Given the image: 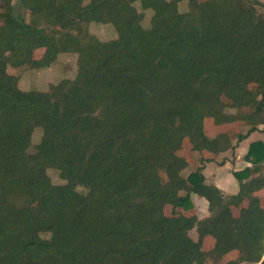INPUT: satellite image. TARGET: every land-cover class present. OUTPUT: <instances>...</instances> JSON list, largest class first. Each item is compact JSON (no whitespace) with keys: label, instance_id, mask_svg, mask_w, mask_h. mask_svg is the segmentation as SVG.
Instances as JSON below:
<instances>
[{"label":"trees","instance_id":"1","mask_svg":"<svg viewBox=\"0 0 264 264\" xmlns=\"http://www.w3.org/2000/svg\"><path fill=\"white\" fill-rule=\"evenodd\" d=\"M0 3V20L11 19L0 25V264H202L208 229L227 217L234 233H216L213 254L243 246L226 264H264V143L249 145L230 196L203 174L212 158L174 155L219 156L264 134L259 0H15L26 18ZM12 52V66L37 70L73 54L75 77L24 91L6 78ZM174 115L191 117L189 133L172 129ZM206 120L247 129L209 138ZM191 195L208 217L164 215L192 210Z\"/></svg>","mask_w":264,"mask_h":264},{"label":"rangeland","instance_id":"2","mask_svg":"<svg viewBox=\"0 0 264 264\" xmlns=\"http://www.w3.org/2000/svg\"><path fill=\"white\" fill-rule=\"evenodd\" d=\"M197 2H203L206 0H196ZM263 4V8H260V14L264 18V0H259ZM13 5V14L16 16L17 14H21L23 17H27V13L22 11L20 9V6L15 3V0H12ZM1 3H0V10H1ZM179 11L186 12L188 10L187 8V2H182L178 6ZM151 14L145 13L144 18V25L147 26L148 22L150 20ZM11 19L10 17L6 16L5 18L0 20V25L10 23ZM115 33V30L112 26H101L93 24V26L90 28L89 32L99 39L103 41L111 40L114 37L113 32ZM43 54V50H37L35 51L33 55V59H39L41 58ZM15 55V52L8 53L5 55V61L7 62V70H6V78L11 84H17L18 87L24 91H30V90H39L43 91L46 90L47 87L52 83H58L63 79H72L75 77L77 66H76V57L73 54H63L59 56V58L56 60V62L47 69H41L37 70L32 68L33 64L29 63L26 64L23 67L17 68L12 66L9 63V60ZM256 87V84L253 83L249 86L251 90H254ZM170 125L173 130L175 131H185L190 132L191 128V117H186L184 120L179 115H174L171 117ZM247 128L245 126L236 124L234 127L229 128L226 126H214L211 124L209 120H206L205 125V134L209 138L215 137L217 134L228 132L230 136L233 138V140H236V135L239 131H245ZM38 139V135L34 137L33 143ZM34 145V144H33ZM174 155L182 156L185 158H189L193 161H197L200 157H210L212 158V162L216 164L213 166V164L209 165V171H207L209 177H213V174L223 177L222 179L227 180L229 178V175L233 173V170L237 169V166L234 165V160L236 159V153L234 154L233 151L221 154L219 156H211L210 154L206 153H195L191 152L188 149L182 150ZM172 154H169V159H172L174 156ZM220 163V166H219ZM216 167H222V170L217 171ZM194 167H191L190 169H185L182 172V175L184 177H187L190 172L193 170ZM216 171V172H215ZM50 179L54 184H60L57 174L53 171H50L49 173ZM165 175L163 173L160 174V178L156 181L157 183H163L165 182ZM220 180V179H219ZM229 180V179H228ZM228 180L225 181V186L229 188L230 183H228ZM230 180L233 182V184L236 185L235 179L230 176ZM224 186V187H225ZM225 187V188H226ZM225 194L228 193L227 190H224ZM258 194L261 195L259 192ZM263 194V193H262ZM259 196V195H258ZM191 200L194 203V208L190 211H183L181 209H173L172 207H165L163 213L166 216H170L172 213L175 212H181L184 213L187 217L195 216L197 219L202 220L209 216L208 212V205H202V201L205 200L202 198L197 197L196 195H191ZM200 202V203H199ZM262 206L264 207V198L261 200ZM235 214V212H234ZM223 228V230H222ZM221 229V230H220ZM228 230V232H225ZM219 231V232H218ZM225 234L230 235L234 233L231 218H223L218 222V227L216 229V232L212 231V227L208 229V234L205 237L203 241V247H202V253L200 256L202 264H226V261L230 259H235L238 255H243L247 252L248 249H245L243 246L240 250L231 252L228 255L221 256V258H217L213 252L212 247L214 243V238L217 234ZM189 236L192 240L197 241L198 236L196 233V230L193 229L189 232ZM251 251V250H250ZM243 264H249V263H243Z\"/></svg>","mask_w":264,"mask_h":264},{"label":"crops","instance_id":"3","mask_svg":"<svg viewBox=\"0 0 264 264\" xmlns=\"http://www.w3.org/2000/svg\"><path fill=\"white\" fill-rule=\"evenodd\" d=\"M255 141H261V142L264 143V134H262L260 132H255V133L251 134L246 140L242 141L240 144L237 145V147L235 149V152H234V154L235 153L237 154L236 155V159L234 160V165L237 166V169L236 170H233V172H235V171H241V170H243L246 167H250V164H248L247 162H245L243 158H244V156H245V154H246V152L248 150L249 145L252 142H255ZM210 164H213V166L216 165V164L211 163V162L210 163H207L205 165V169L203 171V174H204L206 180L209 183H212L213 185H215L216 187H218L222 191L223 195H225V196H230V195L236 194L237 191H238V185H237V183H236V185L233 184V182L230 180V176H232V175L230 174L229 175V178H228L229 180L227 179L228 180V183H230L229 188H228V187L225 186V181H227V180L224 181V179H222L223 177L220 178V176H217L216 174L215 175L213 174V177H209L208 176L207 171H209V169H210L209 168V165ZM219 166H220V163H219ZM216 170L217 171H220V170H222V167H216ZM224 190H227L228 193L225 194ZM260 193H261V195L260 194H257V195H259V197L261 198V200H263V198H264V189L262 191H260ZM202 205H204V206L207 205V202L206 201H204V202L202 201Z\"/></svg>","mask_w":264,"mask_h":264}]
</instances>
